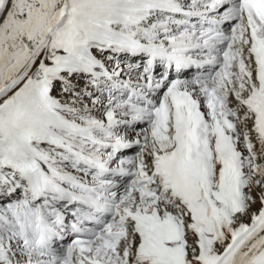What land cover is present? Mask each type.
Returning <instances> with one entry per match:
<instances>
[{
  "label": "snow or ice",
  "instance_id": "6c2138e0",
  "mask_svg": "<svg viewBox=\"0 0 264 264\" xmlns=\"http://www.w3.org/2000/svg\"><path fill=\"white\" fill-rule=\"evenodd\" d=\"M0 264H264V0H0Z\"/></svg>",
  "mask_w": 264,
  "mask_h": 264
}]
</instances>
